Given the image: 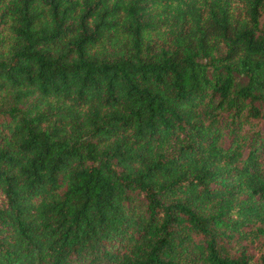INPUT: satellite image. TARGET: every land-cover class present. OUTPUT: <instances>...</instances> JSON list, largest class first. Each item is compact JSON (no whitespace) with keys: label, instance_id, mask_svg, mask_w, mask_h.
Listing matches in <instances>:
<instances>
[{"label":"trees","instance_id":"16d2710c","mask_svg":"<svg viewBox=\"0 0 264 264\" xmlns=\"http://www.w3.org/2000/svg\"><path fill=\"white\" fill-rule=\"evenodd\" d=\"M264 0H0V264H264Z\"/></svg>","mask_w":264,"mask_h":264},{"label":"rangeland","instance_id":"374dc122","mask_svg":"<svg viewBox=\"0 0 264 264\" xmlns=\"http://www.w3.org/2000/svg\"><path fill=\"white\" fill-rule=\"evenodd\" d=\"M241 246H245L248 253L254 254V260H258L261 255H264V236L254 239L253 242H250L249 239L233 242L230 246L231 254L238 253Z\"/></svg>","mask_w":264,"mask_h":264}]
</instances>
